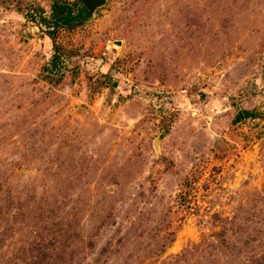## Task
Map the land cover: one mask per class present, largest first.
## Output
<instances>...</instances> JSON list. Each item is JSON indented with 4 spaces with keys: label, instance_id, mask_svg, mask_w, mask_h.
<instances>
[{
    "label": "rangeland",
    "instance_id": "374dc122",
    "mask_svg": "<svg viewBox=\"0 0 264 264\" xmlns=\"http://www.w3.org/2000/svg\"><path fill=\"white\" fill-rule=\"evenodd\" d=\"M52 1L0 0V264H264V0H108L59 83Z\"/></svg>",
    "mask_w": 264,
    "mask_h": 264
},
{
    "label": "trees",
    "instance_id": "16d2710c",
    "mask_svg": "<svg viewBox=\"0 0 264 264\" xmlns=\"http://www.w3.org/2000/svg\"><path fill=\"white\" fill-rule=\"evenodd\" d=\"M92 15L82 4L81 0H53L51 3L50 17L44 15L41 6L30 11L29 17L32 20L38 21L41 26H44L47 30L48 37L53 41L54 51L49 63L43 69L44 78L53 83H59L67 68L66 64L69 55L57 43V33L60 30L72 31L82 26ZM256 117L257 114L254 111L241 109L235 115L233 123H240L248 119L254 120Z\"/></svg>",
    "mask_w": 264,
    "mask_h": 264
},
{
    "label": "water",
    "instance_id": "95a60500",
    "mask_svg": "<svg viewBox=\"0 0 264 264\" xmlns=\"http://www.w3.org/2000/svg\"><path fill=\"white\" fill-rule=\"evenodd\" d=\"M108 0H81L82 4L91 13H95L97 9L103 7Z\"/></svg>",
    "mask_w": 264,
    "mask_h": 264
}]
</instances>
